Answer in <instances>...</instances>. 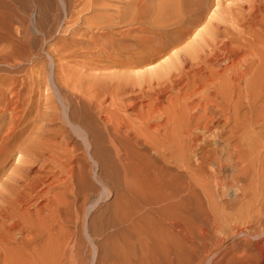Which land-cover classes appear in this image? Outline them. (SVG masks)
<instances>
[{
  "label": "bare ground",
  "instance_id": "bare-ground-1",
  "mask_svg": "<svg viewBox=\"0 0 264 264\" xmlns=\"http://www.w3.org/2000/svg\"><path fill=\"white\" fill-rule=\"evenodd\" d=\"M94 1L73 0L72 7L79 9L78 15L85 8H93ZM156 1L127 0L125 11H117L111 18H101L95 24L103 32L123 24L137 26L142 35H138L136 49L123 51L109 41L103 42L94 50L93 57L82 62V75L76 80L68 71L69 74H64L65 65L55 63L57 69L52 74L42 71L44 75L36 78L14 79L10 85L21 88L12 98L8 90L0 89V264H68L73 251L72 238L82 232L85 206L95 190L83 166L86 152L102 173L111 174L117 169L123 194L117 198L120 210L116 222L125 225L130 234L138 235L142 221L146 222L144 216L142 219L138 215L144 205H162L163 209H159L165 220L177 217L170 214L182 205L176 182L173 185L174 180H169L172 176L178 178L175 171H184L191 184L195 174L198 175L197 164L192 160L200 154L196 159L200 164L197 168L202 171L198 170L200 175H205L204 179L210 180L212 183H208L219 194H224L225 186H231L232 182L223 178L224 166L218 150L222 153L226 150L227 157L232 153L243 157L245 150H240V142L261 137L262 133L255 131L257 124L264 123L260 116L253 119L241 113L243 102L248 107L242 108L245 112L249 109L257 113L259 109L262 100L257 93L253 96L251 92L257 86L253 85L257 83L256 75L252 77L256 80L249 77L252 65L249 64L251 70L247 64L241 67L244 51L234 46L236 36L232 35L239 34L226 25L234 22L238 28H249L260 23L264 30V0H229L233 4L236 2L235 7L232 3L225 6L224 0H163V5ZM67 2L69 0H62L63 13L71 22L77 16L68 11L71 3ZM44 3L50 10L54 7L51 0H44ZM97 9L91 10L96 12ZM79 16L78 21L88 17ZM67 20L61 30L63 35H68ZM240 32L243 35V31ZM54 48L56 50L50 55L52 60L58 52ZM68 58L62 55L61 60ZM216 63L221 67L213 73L209 66ZM217 78L222 82H217ZM209 83H213L214 90L209 91ZM220 84H224V91L228 93L231 88L230 96L232 93L234 97L228 95L229 100L219 90ZM25 91L28 97L22 100ZM76 96L78 102H75ZM106 105L116 113H109ZM261 117L263 120L264 116ZM55 126L58 128L53 129ZM227 129L228 135L223 136ZM210 141L214 142V149L204 152ZM222 141L223 146L228 141H234L236 146L233 150L223 146L220 149ZM143 159L145 179L140 177L142 167L136 162ZM207 165H214V168L206 171ZM231 166L236 172L237 167ZM232 176L235 182L242 178L238 172ZM231 179L230 176L229 180L233 181ZM197 181L193 182L197 184ZM234 181L238 191L242 185ZM187 188L188 194H193L196 187L189 185ZM156 189L162 193L156 195ZM107 192L110 196L111 191ZM177 223L176 219L172 220L171 228L177 229ZM112 224L115 223L110 222L108 226ZM71 225L75 229L73 232L69 229ZM141 231L142 237L138 236L144 239L146 236ZM125 239L127 241V237ZM118 247L111 248L120 251ZM122 260L121 264L125 263Z\"/></svg>",
  "mask_w": 264,
  "mask_h": 264
},
{
  "label": "rangeland",
  "instance_id": "rangeland-1",
  "mask_svg": "<svg viewBox=\"0 0 264 264\" xmlns=\"http://www.w3.org/2000/svg\"><path fill=\"white\" fill-rule=\"evenodd\" d=\"M72 1L73 0H69V3L67 2V4L71 3V6L68 7V11L75 13L77 17L75 16L76 18L74 19L76 20L73 19L74 21L71 20V22L68 19L70 23L68 22V24L65 26V30H68L66 32L68 35H65V33L63 35L61 30L68 16L64 14L65 7H62V0H51V3L54 5L51 10L49 7H46L44 0H0V79L2 78V80H0V89H3L4 91L5 89L8 90L9 94L11 95L9 98H12V96L17 94L21 88V86L18 84L17 85L20 88L10 85V83L13 85L14 79L19 78V81H21L23 78H36V76L38 77L44 75V72L45 74L47 73V75L52 74L53 71L57 69L55 63H58L57 65H65L64 71L66 72H64V74L70 73L69 75L72 76L74 80H76L77 76L82 75V62H87L90 56L93 57V55H95L94 50L99 49V45L103 42L109 41L108 43L111 42V45L113 44V46H117L119 49L122 48V50L127 49L130 51V48H133V50L137 48L136 43L139 39L138 35H142L137 29V26H125V24H123L119 26L121 28L113 27L115 29H112L110 33L106 31L103 32L97 28V25H95L101 18L109 19L111 18V15H115L117 11H125L124 9L127 0H95L92 5L93 8H88V10L85 8L83 9V13L81 12L78 14L80 16H88L86 17L85 21L77 20L78 12L76 11L79 9L76 10L74 6L72 7ZM223 2H225L223 3L225 6H228V3L229 5L234 3L232 1L230 2L229 0H224ZM158 3L163 5L164 1L159 0ZM235 4H233L234 7ZM56 5L60 6V8H57ZM96 8H98V12H92L91 9ZM58 9L60 10L58 11ZM226 26L229 27L232 32L237 31L236 34H239L235 35L234 32L232 35L236 36L234 39L236 40L234 46L244 51V53L242 52L244 58L242 59L243 64H241V67H244V65L247 64L251 70L250 65H252V70L250 71L251 75L249 74V77L252 78L256 75L255 78L257 80L255 78H252V80H256L255 82L257 83H252H254V86L257 84L255 89L258 88L259 91L256 89V92L254 93V89L251 92H253V96H255L257 93L262 100L261 103L258 104L259 109L257 113L259 114L251 113L249 112V109H245L246 112H248L247 114L244 110H242V108H248L247 106L245 107L244 102L243 107H241V113L243 111V113L248 115V117L251 115L253 119L259 115L261 118L260 121H264V119L262 120L261 117V115L264 116V112L261 111H264V30L260 23L255 25L252 24V26L249 28H238L236 25H234V22H232V25L228 23ZM234 26H236L237 29H235L236 27ZM130 29L133 31H130ZM241 30L243 31V35L240 32ZM240 35L242 36L239 37ZM245 41H247L248 45ZM54 47L57 48L58 52L55 53V60H52L50 55L53 54L54 50H56ZM60 47H62V49ZM90 51L93 52L90 53ZM63 52L65 53L63 54ZM250 52H253L254 56ZM60 53L62 54L59 55ZM62 55H67L69 58L61 60ZM248 56L251 58H248ZM255 58L256 60H254ZM253 61H255L254 64H251ZM220 67L221 66L216 63L212 66L210 65L209 70L212 69L211 71L214 73V70L217 72ZM253 70H255L256 73ZM42 71L44 72L42 73ZM99 72L100 71H95L94 73ZM224 78L227 81L226 77ZM218 81L222 82L220 81V78H217V82ZM251 81H248V83ZM214 84L217 83L215 82ZM253 85H251V88H253ZM213 86V83H209V91L215 89ZM8 87L9 89H7ZM241 87L244 88L243 85ZM28 88L30 89L32 87ZM28 88L27 91L29 90ZM230 89L228 90V93L226 90L224 91V84H220L219 90H221L229 100L230 98L228 95L230 96ZM204 90L208 91V87H205ZM23 93L22 100L28 97V93L26 91ZM67 95L69 98H72L70 94ZM230 97L232 98L234 95L231 93ZM76 98L77 96L75 99ZM244 99L243 101H245ZM218 100L219 102L222 101L221 99ZM78 101L79 100L77 98L75 102ZM110 108L111 106L108 105L107 110L110 111L109 113L114 115L116 113H114V108ZM8 114L9 113L7 112L6 115ZM260 123L255 127V131L258 133L260 132L259 134L262 133L259 139L258 136H254L251 137V139L248 138V140L250 139L251 142H249L247 139L240 142V146H242L240 147L242 148L240 150H245L242 152L244 158L237 157L238 155H234L233 153L231 154L230 152L229 155H231L227 157L228 153L226 155V150L225 152L223 151V153L221 150H218L219 156L221 155V163L224 166L222 167L223 178L228 179L229 182H232V184H230L231 186L228 185L229 188L225 186V191L226 189L227 191L224 194H219V192L214 189L215 187L210 184L212 182L207 179L205 180V175L202 174L203 177L200 175L202 171L198 169V165L200 164H198L196 161V159L198 160V157L201 156L200 154H198L197 157H194L192 160L194 165L195 163L197 164L196 173L198 172V175L195 174L194 176V180L199 181L196 182L197 184L193 182V179V181L191 180V184H189L190 179L186 177L184 171H182L183 173L175 171V177L178 178H174L172 176L174 178L173 179L171 176H169L172 179L171 180L169 178L170 182L174 180L172 182L173 185H175L174 182H176V190L181 192V195L178 198L182 204L181 207L176 210L177 213L174 210V212L172 211L174 214L172 212L170 213L174 215V217L175 214L177 215V217L174 219H172L173 217L171 216V219H176V221H178V228L172 229L170 226V222L172 220H165V218L162 216L160 213L161 210L159 209H163L162 205H144L141 207L140 213L138 214L140 217H142V219L144 217L146 218V222L144 220L142 221L143 223L141 229L144 232L143 236H146L143 237L144 239L141 238V230L138 233V235L141 234V237L135 234H130V232L126 230L125 225L122 226L116 222V216L119 215L118 212L120 210V205L117 201V198L123 194L122 186L120 184V176L117 169L114 168V171L111 174L105 171L102 173V171L99 170V166L95 164L93 160H90L89 155L86 152L85 155L87 156V160L85 162L86 164L83 166L85 171L88 173L89 181L95 187V190L90 193L91 198H89L90 200L87 201L85 206V213L81 222L82 230L80 229L82 232L78 236H74L72 238L73 251L71 252L72 254H70L71 258L69 257L68 264H121V259H123L122 261H125V263L122 262L123 264H264V123L261 125ZM67 126L69 127V125ZM57 128L55 126L53 129ZM228 131L229 129H227L225 133ZM225 133L223 136L228 135V133ZM223 142L224 141L220 143V149H222L221 146L224 145L222 144ZM213 143V141H210V145L205 148L206 150L204 152L213 150L215 147ZM248 143L249 145L251 144V146H249ZM252 145L254 147H252ZM234 146H236L234 141H228L223 147H228L227 149L231 150ZM251 152L254 153L251 154ZM152 157H154V155ZM136 162L142 167L141 171L139 172L141 176H139L145 179L146 171H143V169L146 168L144 165L145 160L143 159L142 162L136 160ZM232 164L235 165V169L237 167L236 172H238L243 178H239V182H235L233 179L232 175H234L236 172H233L234 168L232 169ZM237 164H239L238 166L240 167L236 166ZM214 165H212L213 168ZM155 166L160 168V165ZM212 166H205L207 169L206 171L211 170L209 168H212ZM152 168L153 166L150 169L152 170ZM230 176L232 177L231 180H233L236 185H242V188L240 187L238 191V188L236 189L234 187L235 184L233 181L229 180ZM155 177L157 176H154L153 178ZM208 181L210 183H208ZM189 185H191L193 188L196 187L193 189V194L190 193L191 196L188 194L190 191H187V187ZM197 185L200 186L197 187ZM108 190L111 191L110 196L109 192H107ZM154 192L156 195H158L162 193V190L156 189ZM138 215L137 217H139ZM108 222H114L115 224L108 226ZM69 229L70 232L75 231L74 226L72 225ZM163 236L165 237L163 238ZM125 237H127V241ZM141 240L145 244H142ZM128 241L132 246L130 245L126 247L127 244H130ZM113 243L114 245H112ZM123 243L126 245L124 246ZM140 243L142 245H140ZM115 244L116 247H118L117 245L120 244V247H118V249L120 248V251L113 250L116 248H113ZM146 244H149L150 247H148L149 245L147 246ZM123 246L124 248L126 247L125 250ZM142 246L145 247L147 253H144L146 252L145 250H141L143 249ZM147 248H149V250H147ZM150 249H152V251ZM153 252L155 253L153 254ZM148 253L151 255L148 256ZM143 258L144 260L142 261L141 259ZM144 261L146 263H143Z\"/></svg>",
  "mask_w": 264,
  "mask_h": 264
}]
</instances>
